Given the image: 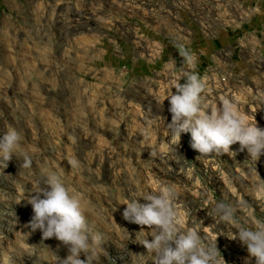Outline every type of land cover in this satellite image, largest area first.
<instances>
[{
  "label": "rangeland",
  "instance_id": "374dc122",
  "mask_svg": "<svg viewBox=\"0 0 264 264\" xmlns=\"http://www.w3.org/2000/svg\"><path fill=\"white\" fill-rule=\"evenodd\" d=\"M165 3L0 0V139L17 129L33 160L30 169H20L22 160L13 155L0 168V264L66 258L58 240L25 227L34 215L25 199L49 170L82 194L89 228L103 237L99 264H154L139 242L151 241L150 229L127 222L122 213L128 200L162 185L175 189L184 229L216 240L226 264H245L246 248L229 239L234 229L208 211L224 199L237 207L239 219H264V155L251 161L237 142L230 147L235 156H205L191 147V132H182L178 145L166 130L172 118L167 97L175 93L177 77L192 72L206 83L209 107L227 98L264 129V42L258 40L252 59L224 82L206 69L212 45L189 50L185 32L158 13L159 5L170 10ZM201 51L207 57L191 71L193 53ZM70 159L80 167L73 169Z\"/></svg>",
  "mask_w": 264,
  "mask_h": 264
},
{
  "label": "clouds",
  "instance_id": "9594fccd",
  "mask_svg": "<svg viewBox=\"0 0 264 264\" xmlns=\"http://www.w3.org/2000/svg\"><path fill=\"white\" fill-rule=\"evenodd\" d=\"M181 55L187 63L192 62L186 52ZM174 88L175 93L167 97L172 118L166 125L173 142L179 145L181 133L191 132V147L205 156L212 153L235 156L230 147L237 142L241 151L247 149L251 161L264 155V129L257 126L254 117L250 121L246 114H241L237 105L227 98L218 106L209 107L203 97L206 83L199 75L184 72L177 77ZM22 140L15 128L10 127L4 133L0 139V168H6L13 155L22 160L20 169L32 167L33 160L24 150ZM68 163L73 169L80 167L76 159ZM260 187L264 189V183ZM175 198V189L162 185L125 203L123 219L150 229L147 236L152 237L151 241L146 237L139 242L151 254L154 264H226L216 240H207L197 229L181 226ZM141 199L145 202L141 203ZM25 200L34 213L25 227L33 232L39 229L44 239L55 238L67 249L66 258L57 256L56 264H99L101 253L105 252L103 237L89 228L82 194L70 189L56 171L45 172ZM237 211V207L219 199L212 202L208 216L234 229L228 238L238 240L246 248L249 257L245 264L253 257L255 264H264V219L249 224L238 218ZM125 231L130 239V233Z\"/></svg>",
  "mask_w": 264,
  "mask_h": 264
},
{
  "label": "built area",
  "instance_id": "2783aa9c",
  "mask_svg": "<svg viewBox=\"0 0 264 264\" xmlns=\"http://www.w3.org/2000/svg\"><path fill=\"white\" fill-rule=\"evenodd\" d=\"M165 4L170 10L159 5L158 13L168 14L179 32H185L189 50L212 45L214 55L207 58L206 69L221 75L224 82L232 69L252 59L256 42H264V0H166ZM196 53L191 71L202 67L200 57H207L202 51Z\"/></svg>",
  "mask_w": 264,
  "mask_h": 264
}]
</instances>
